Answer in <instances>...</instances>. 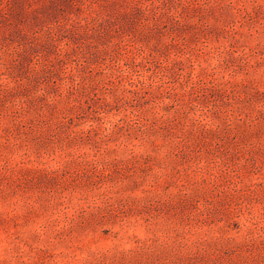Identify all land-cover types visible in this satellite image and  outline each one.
I'll use <instances>...</instances> for the list:
<instances>
[{
  "label": "rangeland",
  "instance_id": "1",
  "mask_svg": "<svg viewBox=\"0 0 264 264\" xmlns=\"http://www.w3.org/2000/svg\"><path fill=\"white\" fill-rule=\"evenodd\" d=\"M0 264H264V0H0Z\"/></svg>",
  "mask_w": 264,
  "mask_h": 264
}]
</instances>
